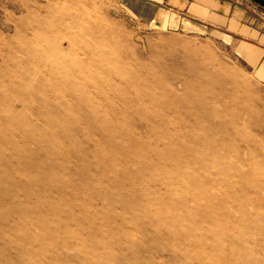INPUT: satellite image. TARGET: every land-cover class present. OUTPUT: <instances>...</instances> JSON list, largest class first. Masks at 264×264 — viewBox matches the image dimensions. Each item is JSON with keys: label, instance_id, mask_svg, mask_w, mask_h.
Masks as SVG:
<instances>
[{"label": "rangeland", "instance_id": "374dc122", "mask_svg": "<svg viewBox=\"0 0 264 264\" xmlns=\"http://www.w3.org/2000/svg\"><path fill=\"white\" fill-rule=\"evenodd\" d=\"M212 29L0 0V264H264V52Z\"/></svg>", "mask_w": 264, "mask_h": 264}, {"label": "crops", "instance_id": "0c3cea01", "mask_svg": "<svg viewBox=\"0 0 264 264\" xmlns=\"http://www.w3.org/2000/svg\"><path fill=\"white\" fill-rule=\"evenodd\" d=\"M142 20L168 15L173 21L194 24L206 32L221 28L258 40L264 52V14L239 6L238 0H120ZM184 16L185 18L181 17ZM238 49V48H237ZM264 61L262 63V66Z\"/></svg>", "mask_w": 264, "mask_h": 264}, {"label": "water", "instance_id": "95a60500", "mask_svg": "<svg viewBox=\"0 0 264 264\" xmlns=\"http://www.w3.org/2000/svg\"><path fill=\"white\" fill-rule=\"evenodd\" d=\"M264 9V0H247Z\"/></svg>", "mask_w": 264, "mask_h": 264}, {"label": "bare ground", "instance_id": "6f19581e", "mask_svg": "<svg viewBox=\"0 0 264 264\" xmlns=\"http://www.w3.org/2000/svg\"><path fill=\"white\" fill-rule=\"evenodd\" d=\"M239 53L242 55V56H246L247 55V51L245 50H240Z\"/></svg>", "mask_w": 264, "mask_h": 264}]
</instances>
